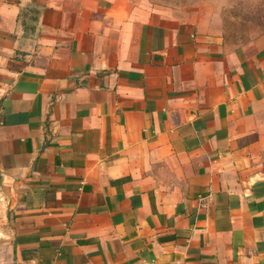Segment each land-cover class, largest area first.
I'll return each instance as SVG.
<instances>
[{"label":"crops","instance_id":"0c3cea01","mask_svg":"<svg viewBox=\"0 0 264 264\" xmlns=\"http://www.w3.org/2000/svg\"><path fill=\"white\" fill-rule=\"evenodd\" d=\"M185 10L0 0V264H264V35Z\"/></svg>","mask_w":264,"mask_h":264},{"label":"rangeland","instance_id":"374dc122","mask_svg":"<svg viewBox=\"0 0 264 264\" xmlns=\"http://www.w3.org/2000/svg\"><path fill=\"white\" fill-rule=\"evenodd\" d=\"M175 3L179 0H149ZM183 14L195 16L204 28L217 33L230 46L264 35V0H180Z\"/></svg>","mask_w":264,"mask_h":264}]
</instances>
